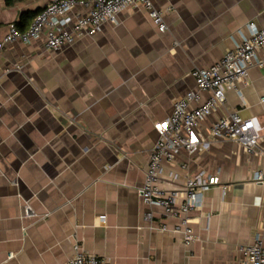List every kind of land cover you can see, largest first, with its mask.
I'll use <instances>...</instances> for the list:
<instances>
[{
	"label": "crops",
	"instance_id": "obj_1",
	"mask_svg": "<svg viewBox=\"0 0 264 264\" xmlns=\"http://www.w3.org/2000/svg\"><path fill=\"white\" fill-rule=\"evenodd\" d=\"M46 2L0 0V41L24 13L25 31ZM151 2L163 12L164 33L141 7H128L115 24L60 51H47L44 36L0 51V264H66L76 244L109 264H239L241 248L257 238L264 245V187L251 180L264 172V137L254 155L215 141L164 163L167 190L200 171L218 179L189 214L190 245L160 231L176 222L158 209L144 221L149 209L138 194L155 126L194 90V70L216 64L249 24L264 28V0ZM239 88L242 99L227 91L201 122L203 136L233 112L264 118V70L250 69ZM169 173L181 176L177 185Z\"/></svg>",
	"mask_w": 264,
	"mask_h": 264
},
{
	"label": "built area",
	"instance_id": "obj_2",
	"mask_svg": "<svg viewBox=\"0 0 264 264\" xmlns=\"http://www.w3.org/2000/svg\"><path fill=\"white\" fill-rule=\"evenodd\" d=\"M138 6L146 12L159 33L166 31L163 12L156 9L151 0H47L25 31H20L14 23L7 26L0 41V51L7 44L27 45L44 36L46 50L57 52L78 37L93 36L105 23L115 24L122 11ZM248 30L249 35L228 50L216 64L191 73L194 90L176 100L170 118L155 126L158 140L149 154L144 184L138 191L142 203L149 209L144 221L152 222V209H158L163 218L176 222L172 229L161 224L160 231L180 235L185 245L194 242L189 214L200 207L203 193L216 186L218 179L200 171L186 175L179 186L167 190L161 187L164 163H172L181 151L192 156L200 147L215 141L234 142L249 155H254L264 137V118L242 119L236 112L216 120L210 126L207 138L199 132L201 122L223 105L227 91H234L242 99L239 86L247 84L250 69L264 70V28L249 24ZM204 93L209 94L208 99L202 105L192 107ZM180 169L185 171L186 165H180ZM167 178L177 185L181 176L169 173ZM251 180L264 187V172H255ZM240 252L243 258L239 264H264V245L259 238L252 245L241 248ZM66 264H109V260L87 254L76 244L74 255Z\"/></svg>",
	"mask_w": 264,
	"mask_h": 264
},
{
	"label": "trees",
	"instance_id": "obj_3",
	"mask_svg": "<svg viewBox=\"0 0 264 264\" xmlns=\"http://www.w3.org/2000/svg\"><path fill=\"white\" fill-rule=\"evenodd\" d=\"M15 0H6V5L7 6H10ZM38 14V13H37ZM30 15L29 14H22V19L20 22L18 23H14L16 25V27L20 30V31H24V30H21V27L23 25V22L25 21L26 18H28ZM32 18L35 17V15H31ZM26 30V29H25Z\"/></svg>",
	"mask_w": 264,
	"mask_h": 264
}]
</instances>
